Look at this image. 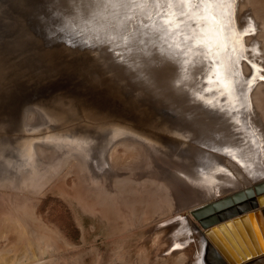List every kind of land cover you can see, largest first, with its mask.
Listing matches in <instances>:
<instances>
[{
    "label": "water",
    "instance_id": "obj_1",
    "mask_svg": "<svg viewBox=\"0 0 264 264\" xmlns=\"http://www.w3.org/2000/svg\"><path fill=\"white\" fill-rule=\"evenodd\" d=\"M64 163L130 228L141 197L168 213L263 174L264 0H0L3 216L29 226ZM252 184L194 220L236 224Z\"/></svg>",
    "mask_w": 264,
    "mask_h": 264
},
{
    "label": "rangeland",
    "instance_id": "obj_2",
    "mask_svg": "<svg viewBox=\"0 0 264 264\" xmlns=\"http://www.w3.org/2000/svg\"><path fill=\"white\" fill-rule=\"evenodd\" d=\"M263 178L264 176L260 175L248 181L252 182ZM78 184V179L73 173V166L64 163V169H59L53 179L47 180V189H41L39 196L30 197L29 226L27 227L26 223H20L18 216H3L4 208L0 202V230H2L0 233V264H120V262L122 264H173V255L168 253V248L172 246L169 245L167 248L168 244L161 242V238L163 239L161 231H169L174 227L175 222H168V217L162 218L155 212L149 219L147 218L150 215L148 210L154 208L153 205L156 204L155 200H150L149 205L146 198L141 197L145 202L140 206H143L141 214L131 212V216L134 218H132L134 227L145 226L147 223L145 227H149L150 230L146 235L141 229L135 228L132 230L131 241L128 242V237L124 234L115 236V233L112 232V225H119L121 222L116 220L113 223L110 220L108 201L107 206L105 203L98 205L88 201L85 203L87 209L82 212L78 211L79 208L74 206L73 201L70 200L71 196L79 191L77 190L79 189ZM73 189L75 190L73 191ZM233 192H237V190ZM227 195L229 194L225 193L217 199ZM75 208H78L77 211ZM130 208L133 206L130 205ZM176 210L180 211V208ZM106 213H108L106 219L98 217ZM142 214L145 215L143 218L146 223L142 222ZM11 217L14 218L12 226H16L14 228L19 233L15 234L10 229ZM154 226L156 227L154 228ZM170 237L171 234H169ZM191 238L187 239L186 243ZM157 241L161 244V250L155 247L158 246ZM186 243H180L181 247H175L174 251L186 253V250L183 249ZM126 244L138 251L137 257L131 256L133 261L129 259V250L126 248ZM153 244L154 251L150 250L153 248ZM112 252L117 254L116 258L113 257ZM141 254L142 258L138 257ZM190 256L193 257V254Z\"/></svg>",
    "mask_w": 264,
    "mask_h": 264
},
{
    "label": "bare ground",
    "instance_id": "obj_3",
    "mask_svg": "<svg viewBox=\"0 0 264 264\" xmlns=\"http://www.w3.org/2000/svg\"><path fill=\"white\" fill-rule=\"evenodd\" d=\"M261 176H264V173L261 174ZM252 182L246 180L244 182L234 185L233 186L234 189L226 190L228 189L226 188L222 191H219L217 193L204 197L200 200H197L185 206H182L180 207V211L175 209L168 213H162L156 207V204L153 205L154 208H150L148 210V214H150L147 217L148 219L151 216V214L155 212L157 216L160 215V217L162 218L168 217L167 219L168 222H175L174 227L169 229V231L168 230L164 232L161 231L163 233V239L161 238V242L167 243L168 244L167 248L169 247V245L172 246L171 248L170 247L168 248L169 249L168 253L173 255V256L171 255L173 264H201V259L203 260V257L205 258L206 255H207V264H264V198L263 197L259 199V202L257 201L258 202L257 208L250 209L247 212L243 213L244 214L243 219L242 220L239 219L236 224H233L230 219H226V220H222L219 223L214 224L213 226L209 227V228L214 227L216 230L215 232H217V234L212 233V235H207L206 234L207 229H203L198 224V222L194 220L193 218V212L195 211V210L192 211L193 208L196 209L197 206L203 205L204 203H210V202L216 201L217 200L216 198H218L220 195H223L225 193L234 194L233 191L238 189L242 184H245V183L252 184V186L250 187L251 188L250 190L253 194V199L256 200L258 196L260 195L262 196V194L264 193V190L260 194H257L255 191V185L259 183H263L262 186H264V178L256 180V181H252ZM74 190L75 189H73V191ZM248 199L249 198H247L244 201V204L242 203L243 204L242 206L247 205L251 207L250 202L247 201ZM70 200L73 201L74 206H77L79 208L78 211L82 212L84 209H87V207H85V203L88 201L89 203L91 202L93 204L96 203L98 205H104L105 194H102V200H97V191L84 193V192H80L79 190V191H76V194L71 196ZM107 201L110 206L108 207L110 220L114 223L116 220H118V218H117L113 203L109 200ZM156 202L157 200H155V203ZM69 203L72 204L71 202ZM144 204L145 202L143 201V199H141L139 204L130 203V205L133 206V208H131L132 209L131 212L133 211V213L135 214H141L143 206L142 207L140 206ZM256 212H258V215H257L258 217L254 215V213ZM250 213L252 214L249 216ZM98 217H103V220H104L108 217V213L102 214L101 216L99 215ZM141 217L144 220L143 217H145V215L142 214ZM13 219L10 222L11 223L10 229H12V231H14L16 234L19 232L14 228L16 226L14 225L12 226V221L14 222ZM143 220L142 222L146 223V221L145 220L143 221ZM193 225L199 228V232H194ZM218 225H221L222 229H220ZM4 226L7 227L6 225ZM4 226H2L3 231H5ZM145 226H136V227H139L138 229H141L143 233L147 235L149 233L150 228L149 227L146 228ZM155 227L156 226H154V228ZM0 229H1V226H0ZM111 229H112V232L115 233V236H118V234H124L125 236L128 237L127 241L130 242L132 238V230H134L135 228L125 227L121 223L119 225L113 224ZM0 231H1L0 233H2V230ZM189 232H191V234H189ZM169 234H171L170 238H169ZM242 235L246 238V240L243 238ZM189 238H191L190 241L186 243V240ZM183 242L184 244L186 243L185 247L183 248L186 250V253H182L183 251L179 252L177 250H176L177 252H175L174 248L176 247V245L177 244L180 245V243H183ZM157 245L158 246H155V247H158L159 250H161L162 248H161L160 242L157 241ZM188 245H189V249L187 250ZM155 247L153 244V248H150V250L154 251L153 249ZM126 248H128L129 250L128 255H129L130 261H133L132 257L133 256L137 257L138 251L133 250V247H130V245H127V244H126ZM112 254L114 258L117 257V254H114V252H112ZM190 254H193V257L190 256ZM138 257L142 258V254L138 255ZM120 264L122 263L120 262Z\"/></svg>",
    "mask_w": 264,
    "mask_h": 264
},
{
    "label": "snow or ice",
    "instance_id": "obj_4",
    "mask_svg": "<svg viewBox=\"0 0 264 264\" xmlns=\"http://www.w3.org/2000/svg\"><path fill=\"white\" fill-rule=\"evenodd\" d=\"M201 43H203V42H201ZM176 247L179 248V247H181V245L177 244Z\"/></svg>",
    "mask_w": 264,
    "mask_h": 264
}]
</instances>
